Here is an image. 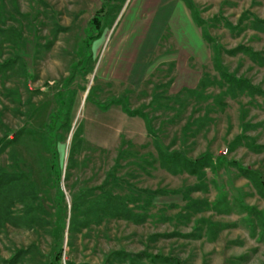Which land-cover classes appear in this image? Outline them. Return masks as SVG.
<instances>
[{"label":"rangeland","instance_id":"obj_1","mask_svg":"<svg viewBox=\"0 0 264 264\" xmlns=\"http://www.w3.org/2000/svg\"><path fill=\"white\" fill-rule=\"evenodd\" d=\"M186 1L0 0V264H264V0Z\"/></svg>","mask_w":264,"mask_h":264},{"label":"trees","instance_id":"obj_2","mask_svg":"<svg viewBox=\"0 0 264 264\" xmlns=\"http://www.w3.org/2000/svg\"><path fill=\"white\" fill-rule=\"evenodd\" d=\"M186 1V0H185ZM186 3H187V1H186ZM187 6H188V8L189 9H193V7H192V4L191 3H187ZM195 19V18H194ZM195 21L198 23V21H197V19H195ZM0 37H1V40H0V48H1V46H3L4 44H5V42L7 41V36H6V32H4L3 31V29L0 27ZM6 63H4V64H0V72H1V70L3 69V68H5L6 67ZM122 104V103H120V102H118V101H113V102H111L110 103V105L108 104V105H105V104H103V103H100V102H98V104L100 105V107L103 109V110H108L113 104ZM123 109H124V111L125 112H127L129 115H131V116H137L138 114L137 113H131L129 110H127V107L125 108V105L123 104ZM7 174V172L6 173H4L3 171L0 173V175H1V177H3V176H5Z\"/></svg>","mask_w":264,"mask_h":264},{"label":"crops","instance_id":"obj_3","mask_svg":"<svg viewBox=\"0 0 264 264\" xmlns=\"http://www.w3.org/2000/svg\"><path fill=\"white\" fill-rule=\"evenodd\" d=\"M173 9H172V15H176V12H178L179 10H182V6L180 5V4H175V6L174 7H172ZM185 8L187 9V6L185 5ZM183 12H180L179 11V14H182ZM187 13V12H186ZM191 17V16H190ZM185 19H186V17H185ZM187 20V19H186ZM191 20L193 21V19H192V17H191ZM192 24L194 25V22H192ZM188 25H189V27L191 28V31L193 30V39L195 40V41H198V36L197 35H195V33H196V30L194 29V27L191 25V24H187V27H188ZM197 51V50H196ZM199 51H200V53L202 54V56H204V57H206V52H205V49H204V46L202 45V43H201V46H200V49H199Z\"/></svg>","mask_w":264,"mask_h":264}]
</instances>
